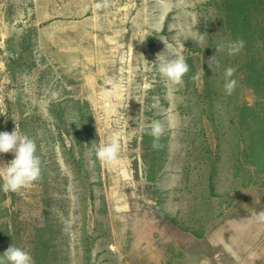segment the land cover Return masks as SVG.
Masks as SVG:
<instances>
[{
	"label": "rangeland",
	"instance_id": "1",
	"mask_svg": "<svg viewBox=\"0 0 264 264\" xmlns=\"http://www.w3.org/2000/svg\"><path fill=\"white\" fill-rule=\"evenodd\" d=\"M98 2L0 0V132L29 136L42 162L1 205L12 244L35 264H264V174L238 162L240 110L259 98L242 68L264 47L216 51L243 37L233 0ZM158 54L191 59L182 85ZM112 138L119 166L96 157Z\"/></svg>",
	"mask_w": 264,
	"mask_h": 264
},
{
	"label": "clouds",
	"instance_id": "2",
	"mask_svg": "<svg viewBox=\"0 0 264 264\" xmlns=\"http://www.w3.org/2000/svg\"><path fill=\"white\" fill-rule=\"evenodd\" d=\"M109 0H100L95 7L107 8ZM143 42V41H142ZM199 42V41H198ZM245 46V41L242 39L236 41H228L226 44L221 43L217 46L216 51H223L227 48L228 54L235 55L239 53ZM167 47V45H166ZM163 54L157 55L156 64H158V72L162 78L172 85H182L184 76L190 71L189 65L183 56H175L167 60L161 59ZM208 67L215 72L219 67V61L216 55L209 58L207 61ZM236 69L228 67L225 70L226 82L225 91L227 95H232L237 87V81L230 79L233 77ZM199 79V73L193 77ZM150 131L148 134L153 137L152 147L159 149L160 139L164 135L166 129L161 120H153L148 126ZM0 153H12L14 159L0 166V174L3 175L4 183L3 190L5 192H18L32 186L35 182L42 178L41 158L37 154L36 142L27 135H20L17 129L11 133L0 132ZM97 159L108 166L121 165L120 144L112 138L107 144H102L96 148ZM261 220H264V212L258 214ZM0 264H35L32 256L25 250L17 247L15 244L0 256Z\"/></svg>",
	"mask_w": 264,
	"mask_h": 264
},
{
	"label": "trees",
	"instance_id": "3",
	"mask_svg": "<svg viewBox=\"0 0 264 264\" xmlns=\"http://www.w3.org/2000/svg\"><path fill=\"white\" fill-rule=\"evenodd\" d=\"M233 1L235 6L233 9L236 11L233 13L235 21H231L232 29H235L243 36L241 39L245 41V45L251 46V50H248V52H254L257 47L263 48L264 23H260L264 21V0ZM254 58L253 56L251 63L242 68L243 78L241 80L247 86H251L254 90L253 92L259 98H257L254 105H245L240 110L238 125L241 150L238 155V162L251 167L254 175H257L256 173L264 174V64H260L259 60ZM190 61L191 59H187V64ZM185 77L187 76L185 75ZM260 91L262 92V97L260 96ZM152 172L151 168L148 172L149 177ZM3 183L4 181L0 177V214L5 218H10L8 212L1 205L7 201L9 195H14L12 191H9L8 195L3 190ZM9 227V222H4V224L0 225V256L14 242L16 234L12 233Z\"/></svg>",
	"mask_w": 264,
	"mask_h": 264
},
{
	"label": "water",
	"instance_id": "4",
	"mask_svg": "<svg viewBox=\"0 0 264 264\" xmlns=\"http://www.w3.org/2000/svg\"><path fill=\"white\" fill-rule=\"evenodd\" d=\"M172 247H170V250H171Z\"/></svg>",
	"mask_w": 264,
	"mask_h": 264
}]
</instances>
